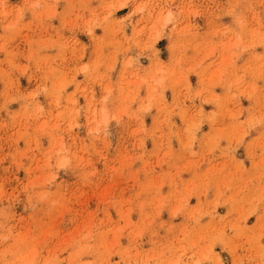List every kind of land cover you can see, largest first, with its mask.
<instances>
[{"label":"rangeland","instance_id":"rangeland-1","mask_svg":"<svg viewBox=\"0 0 264 264\" xmlns=\"http://www.w3.org/2000/svg\"><path fill=\"white\" fill-rule=\"evenodd\" d=\"M0 264H264V0H0Z\"/></svg>","mask_w":264,"mask_h":264},{"label":"bare ground","instance_id":"bare-ground-1","mask_svg":"<svg viewBox=\"0 0 264 264\" xmlns=\"http://www.w3.org/2000/svg\"><path fill=\"white\" fill-rule=\"evenodd\" d=\"M101 119H102L101 121H103V122L106 121V119H105V117H104V114H102ZM95 122H96L97 124H99L100 121H96V120H95Z\"/></svg>","mask_w":264,"mask_h":264}]
</instances>
